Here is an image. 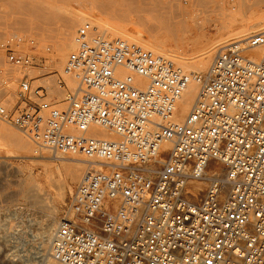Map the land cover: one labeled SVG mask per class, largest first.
I'll use <instances>...</instances> for the list:
<instances>
[{
  "label": "built area",
  "instance_id": "1",
  "mask_svg": "<svg viewBox=\"0 0 264 264\" xmlns=\"http://www.w3.org/2000/svg\"><path fill=\"white\" fill-rule=\"evenodd\" d=\"M76 40L81 80L63 107L27 75L16 106L0 105V121L38 150L87 166L55 231L54 261L264 264V32L217 54L181 123L174 117L191 81L182 68L90 24ZM7 62L33 65L13 52ZM208 174L205 197L195 198L192 188Z\"/></svg>",
  "mask_w": 264,
  "mask_h": 264
},
{
  "label": "rangeland",
  "instance_id": "2",
  "mask_svg": "<svg viewBox=\"0 0 264 264\" xmlns=\"http://www.w3.org/2000/svg\"><path fill=\"white\" fill-rule=\"evenodd\" d=\"M132 1L131 3V0L130 2L129 0H0V105L8 111L16 106L20 93V79L23 75L28 76L33 88L45 86L49 91V99L58 108L64 106L68 94L75 93L73 90L77 88L81 76L75 83H69L65 74L67 70L65 67L61 70L59 60H56L61 54L58 50L70 42L69 37L65 35L66 20L70 17L84 20L77 23L76 32L83 25L90 24L112 42H124L147 54L164 58H166L163 55L164 50L167 53H173L175 50L172 35L177 33L180 41L184 43L182 48L186 56L193 58L201 48L203 50L211 43L219 44L226 41L234 28L237 31L244 29V20L238 13V5L242 2L247 5L254 4L264 14V0ZM128 3H131L134 9ZM33 5L35 8H32ZM107 8L114 11L109 9L110 13L106 11ZM235 9H237L238 22L233 25L231 18L236 14ZM101 11L105 12L101 13ZM36 14L39 20L34 16ZM50 18L52 22H49ZM95 19L101 26H96ZM141 21L144 24H141ZM162 24H169L170 27ZM227 41L226 45H229L235 40ZM79 51L78 44L74 52L75 56ZM10 52L30 57L33 60L32 67L29 69L10 67L7 62ZM214 53L206 70L217 56V49ZM174 65L180 67L179 64ZM59 80L64 83V89L58 88ZM1 125L22 136L27 141L28 147L21 150L22 147L15 146L7 138L6 131H3L5 128L2 130ZM0 130H2L0 131V264H41L42 261L46 263L47 258L50 257V246L55 230V227L49 224L54 216L57 222L60 220L68 199L79 181L78 179L76 182H70L65 179V183H61L62 181L58 177L55 178V175H61L63 164H71L72 158L80 156H61V159L57 160L49 153L38 150L21 132L2 121H0ZM35 148L38 154H35ZM200 182L196 189L200 190V197L204 198L208 181L203 179ZM35 183L41 185L44 208L34 203L26 192L33 190ZM197 184L195 183L194 187ZM47 207H55V213H48Z\"/></svg>",
  "mask_w": 264,
  "mask_h": 264
},
{
  "label": "bare ground",
  "instance_id": "3",
  "mask_svg": "<svg viewBox=\"0 0 264 264\" xmlns=\"http://www.w3.org/2000/svg\"><path fill=\"white\" fill-rule=\"evenodd\" d=\"M243 1V0H242ZM127 2V1H126ZM130 2V0H129ZM133 1L131 0V3ZM20 3V2H18ZM131 3H128V5H130ZM257 3V2H256ZM255 3V4H256ZM45 4V3H44ZM95 4V3H94ZM101 4V3H100ZM127 4V3H126ZM136 4V3H135ZM24 5V4H23ZM29 5V4H28ZM98 5V4H97ZM103 5V4H102ZM105 5V4H104ZM257 5V4H256ZM260 5V3H259ZM18 6V5H17ZM16 6V8H17ZM22 6V5H21ZM30 6V5H29ZM132 6V5H130ZM239 6V11L238 13L242 15V18H243V22H244V29H241L240 31H237L234 27L233 30L230 31V37L227 39V40H235L233 43L235 42H241V41H245L246 39H248L249 37L253 36V35H256V34H260L262 32H264V14L262 13V11L259 10V8L255 7L254 4L253 5H247V3H244L242 2V4L238 5ZM258 6V5H257ZM34 7V5L32 6V8ZM102 7H106V6H102ZM133 7V6H132ZM35 8V7H34ZM40 8V6H39ZM103 8V9H104ZM155 8V7H153ZM53 9V8H52ZM102 9V8H101ZM108 9V8H107ZM111 10V8H109ZM106 10V11H110V10ZM132 9V8H131ZM134 9V7H133ZM28 10V9H27ZM237 9H235V12H236ZM20 11V10H19ZM18 11V12H19ZM23 11V10H22ZM35 11V10H34ZM111 11H114V10H111ZM110 11V13H111ZM27 12V11H26ZM32 12V10H31ZM47 12V11H46ZM95 12V11H94ZM105 11H101V13H104ZM117 12V11H116ZM241 12V13H240ZM38 13V12H36ZM40 13V12H39ZM88 13V12H86ZM92 13V12H91ZM17 14V12H16ZM51 13H49L50 15ZM77 14V13H76ZM89 14H90V11H89ZM88 14V15H89ZM117 14V13H116ZM162 14V13H161ZM172 14V13H171ZM24 15V13H23ZM29 15V14H27ZM26 15V16H27ZM32 15V14H30ZM29 15V16H30ZM54 15V14H53ZM64 15V14H63ZM67 14H65L64 16H66ZM37 17V14L34 15ZM48 16V15H47ZM63 16V17H64ZM96 17V14L94 15ZM98 16V15H97ZM52 17V16H50ZM68 17V16H67ZM92 17V16H91ZM90 17V18H91ZM93 17V18H95ZM159 17V16H158ZM162 17V16H161ZM228 17V16H227ZM38 18V17H37ZM49 18V16H48ZM56 18V17H55ZM89 18V17H88ZM167 18V17H166ZM45 19V18H44ZM47 19V18H46ZM51 19V18H50ZM48 19V21L50 20ZM61 19V18H60ZM67 19V18H65ZM87 19V18H86ZM97 19V18H96ZM95 19V21H97ZM175 19V18H174ZM39 20V18L37 19ZM64 21V19H62ZM81 20V19H80ZM79 19H76L74 17H70L68 20H66V24L65 22H63L65 25H67L66 28V34L69 38L68 40H70L69 44H64V46L62 48H60L58 51H60L59 53L60 56L58 57L59 59H56V60H59V65H60V68L61 70L65 67V70H67V72L65 71V74H66V78L68 79V82L69 83H75L81 76V73L79 71H76L74 70L73 66H72V63H73V58L75 56V51H76V48H77V42H76V25L78 22H80ZM99 20V19H98ZM230 20V19H229ZM232 24L235 25L238 21H237V12L236 14H233L232 18ZM29 21V20H28ZM47 21V20H46ZM53 20L51 19V21L49 22H52ZM81 21H84L83 19ZM165 21V20H164ZM170 21V20H169ZM228 21V20H227ZM55 23V22H54ZM97 25L96 26H101L100 22L97 21L96 22ZM93 24V23H92ZM141 24H144V22L142 23L141 21ZM170 24V23H169ZM169 24L165 25V24H162L164 26H169ZM228 24V23H227ZM242 24V23H241ZM94 25V24H93ZM94 25V26H95ZM140 25V22L138 24V26ZM163 26V27H164ZM229 26V25H228ZM24 27V26H23ZM162 27V26H160ZM170 27V26H169ZM241 27V26H240ZM78 28V27H77ZM166 28V27H164ZM239 30V29H238ZM222 31V30H221ZM116 33V32H115ZM76 34V35H75ZM171 34V33H170ZM105 35V34H104ZM225 37V36H224ZM172 38L174 40V43H175V50L173 51V53H167V51L164 50L163 52V55L166 56L167 59H169L173 64H179L180 65V68H182L189 76H191V81L189 83V86L187 88V90L185 91L179 105H178V108H177V111H176V114H175V117H174V121L177 122V123H181L183 120H184V117H186V115H188L191 110H192V107L197 99V95H198V92H199V89H200V80H199V77L203 74H205L207 72L206 68L208 67V64L210 62V60L212 59V56L214 53V50L218 51V53L220 51H222V49H224L225 47L228 46V44L226 45V42L228 43V41H222L220 42L219 44L218 43H211L207 48H204L200 51H198L196 53V56L193 57V58H188L185 54V51L183 50L182 48V43L180 41V37L177 35V33H174L172 35ZM237 40V41H236ZM229 41V43H230ZM68 43V42H67ZM231 43V44H233ZM229 44V45H231ZM61 46V45H60ZM162 51V50H161ZM57 52V50H56ZM262 49H255L252 54L256 55V58H258L259 56H257L258 54H262ZM58 56V55H57ZM55 59V58H54ZM55 60V61H56ZM2 61V60H1ZM58 62V61H57ZM56 62V63H57ZM58 64V63H57ZM58 65V66H59ZM206 70V71H205ZM65 76V75H64ZM136 83L142 87H145L146 86V81L140 77H136ZM80 83V82H79ZM79 85V84H78ZM78 87V86H77ZM77 89V88H76ZM73 90V91H76ZM178 115V116H177ZM2 126V130L5 128L3 125ZM14 128V127H13ZM0 130V131H2ZM3 131H6V136L7 138L15 144V146L17 145L18 148L19 147H22L23 149L21 150H25L24 148H27L28 147V144H27V141H25L22 136H20L19 134H16L15 132H13L12 130L10 129H6L3 130ZM92 133L94 135H98L100 137H104V138H110L112 137L111 135H109L108 133H105V132H100V131H97V130H93ZM3 134V133H2ZM101 134H104V135H101ZM5 136V138H6ZM164 148L166 150H170V144L166 143L164 145ZM30 151V148L29 150ZM35 151V154H38V150L35 148L34 149ZM32 152V151H31ZM27 153V151H26ZM55 159H61V157H58V158H55ZM83 157H79V158H72L71 160L73 162H71V164H63L62 166V173L61 175L60 174H57L55 175L56 177L55 178H59L62 182L61 183H65V179L70 181V182H76L80 176L83 174V172L85 171L86 169V164L83 162ZM64 160V159H62ZM69 161V159H68ZM50 171V169H49ZM81 173V174H80ZM54 174V172H53ZM212 176V174H208L207 178H205L204 180H208L210 177ZM54 177V175H53ZM54 178V179H55ZM60 183V182H59ZM197 186L196 187H193L192 190H191V194L195 197V198H198L200 199V190L199 189H196L199 184H201V182H197ZM61 185V184H60ZM64 186V184H62ZM62 186V187H63ZM60 189L62 190L61 186H60ZM201 189V188H200ZM29 195V197L34 201V203L38 204L40 207L44 208V197L41 195V185L39 183H35L34 185V188L33 190L30 189L29 191H26ZM62 195V194H61ZM203 198V197H202ZM39 207V208H40ZM47 212L48 213H52L54 212L55 213V207H47L46 208ZM53 214V213H52ZM51 224H49V226H52V227H55V230H54V235H55V231L57 230L58 226H59V221L57 222L56 220V216H54V218L52 219V222H50ZM43 229V228H42ZM54 237V236H53ZM53 241V239H52ZM52 244V242H51ZM50 257L47 258V262L45 263L44 261H42L41 264H57L54 259L52 258V254H51V246H50ZM43 257V256H42Z\"/></svg>",
  "mask_w": 264,
  "mask_h": 264
}]
</instances>
